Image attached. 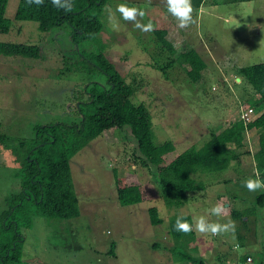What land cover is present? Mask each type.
<instances>
[{"label": "rangeland", "instance_id": "rangeland-1", "mask_svg": "<svg viewBox=\"0 0 264 264\" xmlns=\"http://www.w3.org/2000/svg\"><path fill=\"white\" fill-rule=\"evenodd\" d=\"M201 2L194 9L195 23L181 29L163 0H102L100 29L93 37L75 42L65 24L40 30L34 20L14 18L17 0H6L3 15L9 27L0 32V41L36 43L39 56L0 54V134L27 137L35 123L76 118L72 95L80 82H105L102 72L89 71L91 63L81 62L77 50L84 54L97 49L130 84L132 100L146 107L153 141L171 140L168 156L200 145L209 131H219L237 119L240 107L251 105L256 97L236 68L264 60V0ZM121 3L144 10L141 23L163 29L175 52L162 48L153 31L142 32L123 20L116 12ZM113 13L118 31L109 21ZM202 41L207 47L199 44ZM190 47L205 62L195 81L185 73L188 65L174 56ZM169 57L173 62L157 68ZM256 131H244L240 145L231 151L237 157L225 168L192 172L202 187L173 205L161 197L155 167L140 161L142 155L127 128L104 129L68 159L77 215L33 214L29 225L19 228L20 258L37 264H189L169 251L174 245L201 256L207 264H229L232 253L246 249L258 257L264 251V205L254 203L260 189L250 192L244 186L247 179L257 178L250 157ZM16 166L13 154L0 146V209L5 206L4 196L17 187ZM112 169L126 181L139 180L149 198L119 204ZM222 202L227 211L219 217L212 215L210 209ZM148 205L156 207L159 223L148 221ZM229 206L239 210L242 218L230 216ZM181 214L190 216L194 229L195 219L204 216L209 222L234 221L235 231L214 236L193 230L192 238L185 239L187 244L178 246L167 232V222Z\"/></svg>", "mask_w": 264, "mask_h": 264}, {"label": "trees", "instance_id": "trees-1", "mask_svg": "<svg viewBox=\"0 0 264 264\" xmlns=\"http://www.w3.org/2000/svg\"><path fill=\"white\" fill-rule=\"evenodd\" d=\"M5 1L0 0V32L8 30L9 27V20L3 15ZM200 1L192 0L194 9ZM70 2L72 9L66 12L55 7L51 0H44L42 5H29L26 0H17L13 16L16 19L34 20L40 30L65 24L69 27L70 38L75 42L93 37L101 26L98 13L102 0ZM153 32L162 48L169 53L175 52L163 36V29H155ZM77 51L81 62L85 60L91 63L92 67L88 64L89 71L98 69L104 74L105 82H80L76 94L72 95V109L76 118L35 123L32 125V135L27 137L17 138L0 134V146L9 149L17 162L13 172L17 187L4 196L5 206L0 209V264H37L20 258L22 235L19 228L28 226L33 214L57 218L77 215L68 159L104 129L123 126L127 128L142 155L140 161L155 167L161 197L173 205L182 203L187 192L202 187L200 182H195L192 172L225 168L231 158L237 157V154L231 151L240 145L246 129L257 130L255 149L250 152V157L256 177L264 180V60L236 68L237 73L256 94L251 105L248 104L254 115L245 122L235 119L219 131L211 130L200 145L188 146L168 156L173 148L171 140L153 141L146 107L142 102L132 100L130 84L124 80L112 62L97 49L84 54L79 49ZM0 54L35 58L39 56V46L36 43L0 41ZM174 56L179 63L188 65L185 73L189 80H197L205 64L199 54L190 47L176 52ZM173 60L174 58L169 57L157 68L162 69ZM112 184L119 204L149 198L139 180L126 181L113 169ZM224 198L221 196V201H224ZM254 203L258 206L264 205V189L254 195ZM228 209L230 216L242 218L239 210L230 206ZM146 212L151 224L160 222L161 218L154 205H148ZM178 217L190 222L188 214L172 215L167 222V232L173 242L177 241L178 246L186 245L185 239H191L193 231L187 234L176 231L175 223ZM169 251L181 262L188 260L189 264H207L201 256L182 251L175 245L169 247ZM263 252L261 250L260 255L254 258L252 251L243 250L235 255L237 264L241 263L245 255H251L255 260L260 259Z\"/></svg>", "mask_w": 264, "mask_h": 264}, {"label": "clouds", "instance_id": "clouds-1", "mask_svg": "<svg viewBox=\"0 0 264 264\" xmlns=\"http://www.w3.org/2000/svg\"><path fill=\"white\" fill-rule=\"evenodd\" d=\"M52 4L58 9L62 8L66 12L71 11L72 4L70 0H51ZM168 12L178 21V27L181 29L189 27L191 24L195 23L194 20V8L192 5V0H163ZM26 3L42 5L44 0H26ZM116 12L120 13L121 17L125 21L133 22L135 27L142 32H152L154 31V25L149 22L148 24L141 23V20L146 15L145 11L137 7H129L125 3L117 5ZM138 17L140 19H138ZM109 21L113 30L118 31L120 28L119 22L115 18V14L109 16ZM244 186L250 192H255L259 189H264V180H261L259 176L252 179L249 178L245 181ZM227 211L224 204L217 203L214 205L210 212L214 216H221ZM235 222L230 221L228 223L221 224L219 222H209V220L201 216L195 219V229L193 224L188 222L183 217H178L175 223V229L178 232H183L185 234L191 233L193 230L200 234H211V235H221L228 231H235Z\"/></svg>", "mask_w": 264, "mask_h": 264}, {"label": "built area", "instance_id": "built-area-1", "mask_svg": "<svg viewBox=\"0 0 264 264\" xmlns=\"http://www.w3.org/2000/svg\"><path fill=\"white\" fill-rule=\"evenodd\" d=\"M252 108L247 104L244 107H240L237 115V119L243 122L247 121L251 117ZM240 264H264V252L263 257L255 260L251 255H245Z\"/></svg>", "mask_w": 264, "mask_h": 264}, {"label": "crops", "instance_id": "crops-1", "mask_svg": "<svg viewBox=\"0 0 264 264\" xmlns=\"http://www.w3.org/2000/svg\"><path fill=\"white\" fill-rule=\"evenodd\" d=\"M202 1V0H201ZM199 2V4H198V6H197V8L196 9H198V7L200 6V3H202V2ZM195 9V10H196ZM206 41V40H205ZM205 41H202V42H199V44L201 45V46H204V47H207V46H205L206 45V43H205ZM191 48H193V47H191ZM194 50H195V48H193ZM196 51V50H195ZM197 52V51H196ZM201 57V56H200ZM202 58V57H201ZM202 60H203V58H202ZM204 61V60H203ZM205 63V62H204ZM234 244H236V243H234ZM233 246V245H232ZM232 257L231 258H229L228 259V262H229V264H237V259H236V257H235V253H232V255H231Z\"/></svg>", "mask_w": 264, "mask_h": 264}]
</instances>
